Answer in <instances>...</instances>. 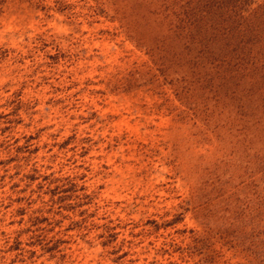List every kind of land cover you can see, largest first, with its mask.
Returning a JSON list of instances; mask_svg holds the SVG:
<instances>
[{
  "label": "rangeland",
  "instance_id": "obj_1",
  "mask_svg": "<svg viewBox=\"0 0 264 264\" xmlns=\"http://www.w3.org/2000/svg\"><path fill=\"white\" fill-rule=\"evenodd\" d=\"M0 264H264V0H0Z\"/></svg>",
  "mask_w": 264,
  "mask_h": 264
}]
</instances>
